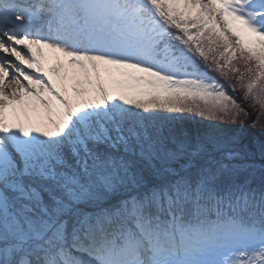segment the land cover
<instances>
[{"label":"snow or ice","instance_id":"1","mask_svg":"<svg viewBox=\"0 0 264 264\" xmlns=\"http://www.w3.org/2000/svg\"><path fill=\"white\" fill-rule=\"evenodd\" d=\"M264 0H0V264H264Z\"/></svg>","mask_w":264,"mask_h":264},{"label":"trees","instance_id":"2","mask_svg":"<svg viewBox=\"0 0 264 264\" xmlns=\"http://www.w3.org/2000/svg\"><path fill=\"white\" fill-rule=\"evenodd\" d=\"M230 94L234 95L241 107L249 112L247 119L242 117L237 124H213L197 117H188L178 121L175 127L178 136L182 138L184 134H187L193 140L207 132L222 130L220 134L233 139V146L245 157L241 162L255 165V176L249 178L252 179L253 186H256L264 178V131L259 125L252 127L253 119L259 116V109H254L248 101L244 100L241 91L232 93L230 90ZM261 120L264 121V117H261Z\"/></svg>","mask_w":264,"mask_h":264}]
</instances>
